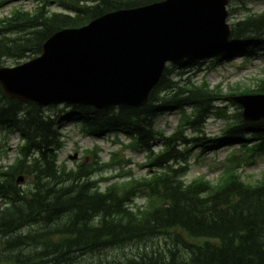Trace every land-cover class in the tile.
Masks as SVG:
<instances>
[{"label":"trees","instance_id":"1","mask_svg":"<svg viewBox=\"0 0 264 264\" xmlns=\"http://www.w3.org/2000/svg\"><path fill=\"white\" fill-rule=\"evenodd\" d=\"M159 1L58 0L73 14L51 11L48 0L33 11L16 9L0 21V67L37 57L58 31ZM231 42L249 53L255 46H264V12L239 19ZM228 50L216 53V61ZM176 69H166L145 107L70 109L69 115L81 116L94 132L135 130L137 149L164 141L165 148L150 164L164 170L154 169L151 176L139 180L115 182L105 190L88 180L86 168L68 171L57 164V150L63 143L56 126L64 108L50 106L56 112L50 114L35 104L9 100L0 88V126L19 128L26 139L24 157L1 172L0 264H264V178L247 181L238 168H229L215 181L186 183L182 180L186 166L171 162L186 160L194 144L189 145L181 133L165 137L155 129L157 113L166 108L183 113L188 106L193 118L184 123L199 129L215 112V102L226 97L218 88L182 78ZM240 88L234 93L264 94V84L257 90ZM238 118L226 135L250 130L259 141L253 149L264 150V120L248 123L240 113ZM20 175L31 176L32 184H17ZM138 195H146L150 202L133 209L131 203Z\"/></svg>","mask_w":264,"mask_h":264},{"label":"water","instance_id":"2","mask_svg":"<svg viewBox=\"0 0 264 264\" xmlns=\"http://www.w3.org/2000/svg\"><path fill=\"white\" fill-rule=\"evenodd\" d=\"M230 2L163 0L110 12L56 32L39 57L0 68V85L10 98L37 105H146L167 62L227 44ZM235 99L248 120L264 117V95Z\"/></svg>","mask_w":264,"mask_h":264},{"label":"rangeland","instance_id":"3","mask_svg":"<svg viewBox=\"0 0 264 264\" xmlns=\"http://www.w3.org/2000/svg\"><path fill=\"white\" fill-rule=\"evenodd\" d=\"M33 5L34 3L32 2L31 7ZM7 6L8 8H10L9 6L12 8L14 4L6 5V7L0 10V14L6 13ZM239 7H242L241 3L236 0L229 5V10L233 8L227 20L229 24H236L241 19L242 14L247 13L243 10L237 14L236 12ZM50 8L56 11L63 10L57 5L56 0H51ZM246 8L250 12L261 13L264 11V0H246ZM205 56L203 59H200L201 64H195L188 69L187 75L192 80H198L199 82L204 79L210 88L220 86L222 93L230 92L231 87H236L239 84L257 89L258 80L264 79L263 51L260 52V55H253L250 58H242L235 53L229 56V59H223L219 63H212L214 58ZM223 105L226 106L224 114H229L230 117L225 118L222 115L220 117L211 115L201 133L204 137L220 136L222 143L219 145L211 144L207 147V151L200 154L201 159L199 161L197 160V154L201 149L199 146L193 148L196 154L189 160L190 165L186 172L188 180L200 174H205L209 179L216 178L220 173L221 162L229 154L230 148L234 147L230 142L226 141L227 138L224 136V131L227 125L234 121L233 118H235V114L239 111V106L232 104L229 100L225 101ZM233 114L234 116L231 118ZM179 117V113L175 111L164 112L158 116L156 125L158 128L164 130L167 135L171 134L177 127ZM64 129L68 131L69 136L66 139L65 147L59 153V162L65 163L68 168H77L79 165L93 164L100 157L101 163H110L111 166H98L100 169L92 173L91 177L100 180L103 188H106L107 185L116 180L112 176L117 173H123V176H126L125 174H128L132 169L135 176L140 177L148 172L147 167L144 166L147 161V155L132 150L130 139L123 133L110 132L100 136H88L81 132L79 122L72 120L65 123ZM187 131L189 136L195 134L192 129H188ZM2 137L3 132L0 130V165H7L12 163L17 156L16 146L19 142V135L17 132H14L8 133L3 140ZM248 144H251V142ZM95 147H97L98 151L96 153L92 151ZM159 149L160 144L157 143L155 150ZM213 149L216 151L212 152ZM75 154H77V158L71 159L70 156ZM255 157L252 164L245 162L241 169L245 175L251 174V176H248L250 180L262 178V170H264V153ZM31 181L32 178L25 177V180L20 185L27 187ZM144 203L146 202L143 196L135 198L134 204L140 205ZM111 252L115 254L117 251L111 250ZM111 252H109L110 256ZM106 253V251H103V254L106 255Z\"/></svg>","mask_w":264,"mask_h":264}]
</instances>
